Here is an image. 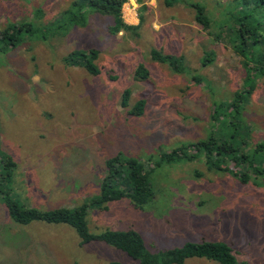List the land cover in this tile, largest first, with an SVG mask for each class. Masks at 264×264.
<instances>
[{
	"label": "rangeland",
	"instance_id": "rangeland-1",
	"mask_svg": "<svg viewBox=\"0 0 264 264\" xmlns=\"http://www.w3.org/2000/svg\"><path fill=\"white\" fill-rule=\"evenodd\" d=\"M72 1L0 0V29L26 21L39 29L0 48V156L17 163L3 185L11 198L42 210L73 207L101 194L106 161L118 152L144 160L213 134L242 136L247 149L264 142V76L255 77L241 115L227 105L248 84L230 29H220L234 0H128L124 19L139 26L117 34L111 16L86 5L72 7L76 21L66 18ZM196 1L212 19L210 32L196 20ZM90 48L99 50L98 74L72 54ZM152 48L183 55L185 71L153 60ZM209 53L215 59L204 65ZM140 63L150 70L147 79L136 76ZM140 99L143 114H130ZM153 181L155 200L143 209L129 197L89 208V231L134 229L152 252L219 241L238 261L264 264V175L243 183L232 172L209 170L200 156L158 167ZM114 262L141 264L104 241L82 244L69 224L18 223L0 197V264ZM183 264L221 263L192 257Z\"/></svg>",
	"mask_w": 264,
	"mask_h": 264
},
{
	"label": "trees",
	"instance_id": "trees-1",
	"mask_svg": "<svg viewBox=\"0 0 264 264\" xmlns=\"http://www.w3.org/2000/svg\"><path fill=\"white\" fill-rule=\"evenodd\" d=\"M128 0H74L62 15L71 21H76L79 15L72 19L73 6H88L100 14L111 16L112 25L109 27L111 33L117 34L122 31L138 27L125 21L123 7ZM143 3L142 0H137ZM167 5H174L177 0H165ZM190 6L196 10V20L204 29L210 32L211 17L208 15L206 6L200 1L193 2ZM236 9V13L235 10ZM230 16L224 21L223 29H230V43L243 60L247 69L245 82L248 84L235 92L234 97L227 105L230 113L241 115L244 100L254 88L255 77L264 76V0H234V6L229 9ZM33 22L13 23L4 29H0V48L4 44L17 45L22 39L24 32L38 31ZM90 73L98 74L99 69L94 61L99 56L97 48H90L73 52ZM151 58L159 63L168 64L175 72H184V56L164 53L156 48L150 52ZM214 53L203 57V64L214 61ZM183 65V67H182ZM136 76L142 80L147 79L150 70L145 63H140L136 68ZM256 78V79H257ZM196 81H201L195 77ZM131 90L127 89L123 95L122 105L128 107ZM145 100L140 99L129 110L130 114L142 115L145 108ZM215 116L213 120H219ZM226 119H222V124ZM242 137V136H241ZM237 135L218 134L210 135L209 138L196 141L183 142L171 150H159L157 155H152L144 160L136 157L125 156L118 152L107 159L108 172L101 182V194L92 199H85L81 204L73 207H59L51 210H42L36 207L21 205L17 200L11 198L5 186L6 181L11 184L17 163L4 154L0 156V197L3 199L12 219L21 224H29L32 221H45L47 223H64L74 227L79 234L82 244L91 241H104L117 249L126 252L141 264H183L188 258L200 257L216 260L221 264H250L238 261L232 248L219 241L187 242L181 247L168 249L161 252L150 251L143 236L134 229L129 230H105L101 233H92L88 227V209H107L108 202L121 200L129 197L131 203L143 209L153 202L156 196L153 181L154 171L164 165L180 161H193L203 156L209 170L229 171L238 176L243 183L250 181L251 177L264 175V161L259 160L260 153L264 150V142L256 144L252 149H247L246 139ZM0 154H2L0 152ZM237 166V170L232 165ZM241 171V172H240ZM8 184V185H9ZM113 264H119L114 262Z\"/></svg>",
	"mask_w": 264,
	"mask_h": 264
}]
</instances>
